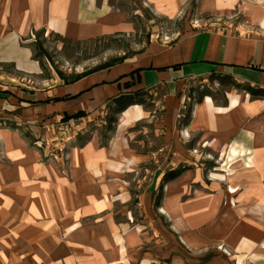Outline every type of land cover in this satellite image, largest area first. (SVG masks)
<instances>
[{
	"label": "crops",
	"instance_id": "obj_1",
	"mask_svg": "<svg viewBox=\"0 0 264 264\" xmlns=\"http://www.w3.org/2000/svg\"><path fill=\"white\" fill-rule=\"evenodd\" d=\"M118 1L133 10H123ZM188 4V0H0V63L35 75L40 67L30 44L39 31L93 39L130 32L131 13L148 8L155 15L176 14ZM199 7L223 23L195 26L190 35L169 45L151 43L136 56L70 83L44 81L39 88L17 83L27 89L11 87L14 95L0 98V105L6 100L11 107L32 106L46 120L78 111L90 115L114 104L116 96L142 88L163 84L166 98L174 100L187 85L219 86L215 79L213 84L209 81L211 73L264 89V70L251 67L264 68V0H200ZM216 25H224L226 32L216 30ZM176 64L180 65L173 67ZM223 87L221 99L205 95L190 104V156H196L192 153L196 150L202 158L213 157L212 169L218 172L209 173L218 177H207L210 184L204 181L202 189L190 192V242L182 232L180 238L190 244V264H264V97ZM139 108L133 104L123 110L128 112L127 121L142 116L145 111ZM94 148V155L101 153ZM81 154L68 153L66 174H61L57 166L43 161L40 150L29 146L18 129L0 128V264H35L36 255L42 256L43 264L129 260L124 251L136 231L131 232L130 220L116 223L108 212L109 170L97 166L100 160L88 157L87 151L84 157ZM212 243L226 252L213 250ZM199 252L202 257L195 255Z\"/></svg>",
	"mask_w": 264,
	"mask_h": 264
},
{
	"label": "rangeland",
	"instance_id": "obj_2",
	"mask_svg": "<svg viewBox=\"0 0 264 264\" xmlns=\"http://www.w3.org/2000/svg\"><path fill=\"white\" fill-rule=\"evenodd\" d=\"M199 1L188 0V8L176 14L155 15L148 8L141 14L131 13L133 29L130 32H115L93 39L67 40L54 32L39 31L30 45L33 56L38 58L40 71L28 75L17 72L12 63H0V93L4 94L0 98L14 95L10 89L20 87L18 84L39 88L44 81L60 82L57 70L72 75L122 55L126 58L136 56L151 43L169 45L190 35L195 26L204 27L206 23L211 26L212 22L220 20L223 23V19L217 18L219 16L202 11ZM117 5L123 10H133V6L122 1ZM229 17L233 16H226ZM222 27L224 25H216V30L226 32ZM212 80L209 77L211 84ZM200 86L187 85L180 89L174 100L166 98L167 88L163 84L149 89L148 94L137 98L142 101L137 104L139 109L145 112L139 118L126 121L122 127L117 123L121 112H115L114 104L102 106L90 115L85 113L66 119L69 114H64L46 120L32 106L11 107L2 100L0 128L18 129L29 146L40 150L43 161L57 166L61 174H66L67 155L71 151L77 157L80 153L84 157L87 151L88 157L100 160L94 165L109 170L107 188L112 200L108 212L116 223L130 220L131 232L136 231L131 233L130 247L124 251L129 260L128 257L118 259L120 264H190V244H186L187 240L190 242V192L202 189L204 181L210 184L207 177L213 174L209 170L218 172L212 169L213 157L202 158L193 149L196 156H190L193 142L187 131L190 118L186 120V115L191 102L199 95ZM20 88L27 89L25 86ZM224 88L221 85L203 87L216 100L222 98ZM92 139L95 140L94 149L101 152L97 156L91 150ZM178 167L186 168L184 172L188 173V178L186 184L171 187L168 212L175 213L173 217H167L159 209L164 205L165 186L173 180L162 182V178L167 170ZM160 188V206L156 207L154 201ZM180 232L186 243L182 242ZM211 246L213 250L226 252L222 245L212 243ZM199 253L195 255L202 257ZM40 257L35 256V264H43Z\"/></svg>",
	"mask_w": 264,
	"mask_h": 264
},
{
	"label": "trees",
	"instance_id": "obj_3",
	"mask_svg": "<svg viewBox=\"0 0 264 264\" xmlns=\"http://www.w3.org/2000/svg\"><path fill=\"white\" fill-rule=\"evenodd\" d=\"M64 39H67V38H64ZM67 40H73V39H67ZM33 58L35 60H38V58L35 56H33ZM125 58H126V56L122 55L118 58L110 59L108 61H105L104 63L97 64L92 68L85 69L82 72L74 73L72 75H66L60 70H57L56 72H57L58 77L63 81V83H70V82H73V81L81 78L82 76H85V75H87L93 71L112 66L116 63H120ZM178 65H180V64L173 65V67H177ZM251 67L254 69H258V70H264L263 67H255V66H251ZM210 77L212 79H215L219 83V85H221V86H231V87H234L235 89H238V90L239 89L244 90L251 95H260V96L264 97V89L263 88L254 87L248 83L239 82L236 79H234L231 75H228V74L220 75V74H216V73H211ZM197 92L199 93V95L196 99H194L195 102L201 101V98L205 95H212L213 96V94L207 89L200 88V89H198ZM148 93H149L148 90L142 88V89H138V90L133 91V92L122 93V94L116 96L115 98L112 99L114 106H115V109H114L115 112H122L123 110H125L130 105L141 103L142 102L141 99H137V98L143 94H148ZM60 99H61L60 97L53 98V100H60ZM189 111L190 110L188 109V115H186V120H188L190 118ZM84 114L85 113L83 111H78L76 113L66 115L65 118L67 119V118H71V117L83 116ZM185 170H186L185 167H178V168H173V169L167 170L163 174L162 182H168V181L176 179ZM161 192L162 191L160 188V191L156 195V198L154 201V205L156 207L160 206V200H161V196H162Z\"/></svg>",
	"mask_w": 264,
	"mask_h": 264
},
{
	"label": "bare ground",
	"instance_id": "obj_4",
	"mask_svg": "<svg viewBox=\"0 0 264 264\" xmlns=\"http://www.w3.org/2000/svg\"><path fill=\"white\" fill-rule=\"evenodd\" d=\"M127 119H128V112H126V111L121 112L119 114L118 122H117L119 127H122L124 125V123L127 121ZM91 142L94 143L95 140L92 139ZM212 177L216 178L217 176L213 174ZM187 178H188V173L183 172L179 177H177L173 181L169 182L165 186L164 205L162 207H160V209H159V211L161 213H166L169 211L168 209L170 208V206H168V202L170 201L169 197H171V187H173L175 184H182V185L186 184ZM230 191H234V190L231 189Z\"/></svg>",
	"mask_w": 264,
	"mask_h": 264
}]
</instances>
